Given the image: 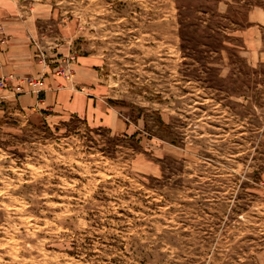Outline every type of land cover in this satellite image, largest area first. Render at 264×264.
<instances>
[{
  "label": "rangeland",
  "instance_id": "1",
  "mask_svg": "<svg viewBox=\"0 0 264 264\" xmlns=\"http://www.w3.org/2000/svg\"><path fill=\"white\" fill-rule=\"evenodd\" d=\"M0 264H264V0H0Z\"/></svg>",
  "mask_w": 264,
  "mask_h": 264
}]
</instances>
